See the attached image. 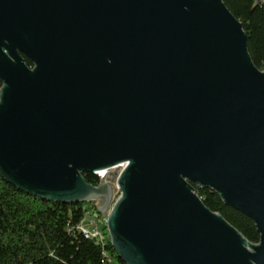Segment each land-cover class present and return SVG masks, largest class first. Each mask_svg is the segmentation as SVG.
I'll use <instances>...</instances> for the list:
<instances>
[{"label":"water","instance_id":"water-1","mask_svg":"<svg viewBox=\"0 0 264 264\" xmlns=\"http://www.w3.org/2000/svg\"><path fill=\"white\" fill-rule=\"evenodd\" d=\"M117 166L106 232L124 264H264V67L241 24L221 0H0V177L101 215Z\"/></svg>","mask_w":264,"mask_h":264},{"label":"trees","instance_id":"trees-1","mask_svg":"<svg viewBox=\"0 0 264 264\" xmlns=\"http://www.w3.org/2000/svg\"><path fill=\"white\" fill-rule=\"evenodd\" d=\"M221 1L241 24L252 64L262 70L264 4L255 5L253 0ZM23 60L30 68V62L24 57ZM81 176L92 186L99 184L95 175ZM194 191L205 208L219 215L247 242L259 241L253 223L225 206L213 191ZM85 205L91 206L46 202L18 191L0 177V264H124L112 248L106 228L102 229L100 244L69 230L81 220ZM91 208L96 209L93 205Z\"/></svg>","mask_w":264,"mask_h":264},{"label":"built area","instance_id":"built-area-1","mask_svg":"<svg viewBox=\"0 0 264 264\" xmlns=\"http://www.w3.org/2000/svg\"><path fill=\"white\" fill-rule=\"evenodd\" d=\"M118 170L117 175L121 171V166L112 168ZM117 190V189H116ZM107 213L101 215L96 209L91 206H83L81 220L70 231L82 235L85 239L94 241L95 244H100L102 241V229L106 228Z\"/></svg>","mask_w":264,"mask_h":264},{"label":"rangeland","instance_id":"rangeland-1","mask_svg":"<svg viewBox=\"0 0 264 264\" xmlns=\"http://www.w3.org/2000/svg\"><path fill=\"white\" fill-rule=\"evenodd\" d=\"M117 172L118 170H114V169H111V170H108V174H112V179L110 178H106L109 186H110V189H111V197H110V200H109V203H108V207H107V210L106 212L104 213H107L108 214V211L110 210V208L112 207V205L114 204V202L116 201L119 193L118 191L116 190L115 188V178L117 177ZM86 204V203H85ZM89 204L92 206H95V202L94 201H91L89 202Z\"/></svg>","mask_w":264,"mask_h":264}]
</instances>
